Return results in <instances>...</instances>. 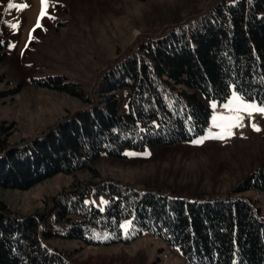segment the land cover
Segmentation results:
<instances>
[{"label":"trees","instance_id":"1","mask_svg":"<svg viewBox=\"0 0 264 264\" xmlns=\"http://www.w3.org/2000/svg\"><path fill=\"white\" fill-rule=\"evenodd\" d=\"M49 82L84 98L58 78ZM37 83L48 86L45 80ZM124 87L127 112L119 113L115 92ZM232 88L246 99L264 101V0L215 3L114 63L99 80L95 101L84 98L92 103L89 108L10 148L0 140V188L26 190L59 173L94 172L91 165L102 152L122 158L126 149L190 140L208 123L204 99L223 102ZM5 95L0 92V99ZM75 189L26 217L0 202V264H69L64 251L42 241L55 237L94 245L89 234L105 230L112 234L110 243L120 242L125 219L133 226L130 239L142 233L159 237L177 247L188 264H264V217L254 201L231 196L264 192V166L226 197L185 199L111 181ZM91 190L109 196L103 209L84 202ZM54 223H63L64 232L55 231Z\"/></svg>","mask_w":264,"mask_h":264},{"label":"rangeland","instance_id":"2","mask_svg":"<svg viewBox=\"0 0 264 264\" xmlns=\"http://www.w3.org/2000/svg\"><path fill=\"white\" fill-rule=\"evenodd\" d=\"M219 1L237 0H45L43 5L41 0H11L13 5H27L23 9H8L10 0H0V92L6 93L0 99V140L4 149L41 135L75 112L89 108L92 103L86 101H95L98 82L114 63ZM42 7L46 12L43 18ZM38 20L40 27H36ZM13 24L18 27H11ZM53 78L80 90L87 100L52 88L49 81ZM39 80L48 86H40ZM234 92L243 98L242 103L264 107L232 88L223 102L204 99L210 109L208 123L203 133L190 140L138 151L126 149L122 158L102 152L91 165L94 172L59 173L26 190L0 188V202L13 215L26 217L46 211L52 206V197L73 191L78 184L103 181L185 199L226 197L240 180L264 166V115L253 112L249 116L240 109L243 126L233 128L232 135L207 139L200 145L191 140L209 131H221L212 126V116L236 114L222 107ZM115 94L119 113H126L127 87ZM253 124L260 131L254 130ZM1 142L0 154L4 153ZM231 196L254 201L264 217L263 191ZM108 201L109 196L92 190L84 194V202L99 209ZM126 222L131 220L121 224ZM53 229L64 232L65 225L54 223ZM121 232L124 240L113 243L109 242L112 234L105 230L89 234L94 245L55 237L42 242L48 249L64 251L69 264H188L177 247L159 237L142 233L130 239L134 235L131 223Z\"/></svg>","mask_w":264,"mask_h":264},{"label":"snow or ice","instance_id":"3","mask_svg":"<svg viewBox=\"0 0 264 264\" xmlns=\"http://www.w3.org/2000/svg\"><path fill=\"white\" fill-rule=\"evenodd\" d=\"M42 5L45 3V0H41ZM53 7L55 5H52ZM8 9H12L13 7H17L20 9H23L24 7H27V5H13V3L10 2L7 5ZM46 15V12L44 10V8L42 7L41 10V18H43ZM40 23L39 20L37 21V25L36 27H40ZM11 27L16 28L18 27V25H11ZM35 29H33L34 31ZM29 38L31 39V33L29 34ZM243 98L239 95H237L235 92L232 95V99L229 100V102L227 104L222 105L223 108L228 109L230 112H235V115H213L212 116V126L215 128H219L221 129L220 132L216 133V134H212L210 131L208 133V135H204L201 136L198 139H193L191 140L192 144L195 145H200L202 143H204L205 140L207 139H223L225 138V136H230L232 135V129L235 127H241L243 126L241 121L243 120V117H241L238 113L240 109H243L245 111L248 112V115L251 116L253 112H259L260 114L264 115V107H258L255 103H242ZM262 104H264V101L261 102ZM211 107L213 109H215L217 107V105L215 103H213L211 105ZM189 119H191V117H189ZM253 129L256 131H260V129L253 124L252 125ZM150 153L145 152L144 155H149ZM102 203H104V201H101ZM130 226V222H126L124 224H121L120 227L122 229H124L125 231L128 230Z\"/></svg>","mask_w":264,"mask_h":264}]
</instances>
